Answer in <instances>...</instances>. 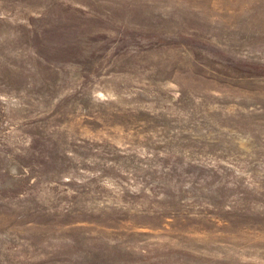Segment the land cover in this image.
Segmentation results:
<instances>
[{
	"label": "rangeland",
	"instance_id": "374dc122",
	"mask_svg": "<svg viewBox=\"0 0 264 264\" xmlns=\"http://www.w3.org/2000/svg\"><path fill=\"white\" fill-rule=\"evenodd\" d=\"M0 264H264V0H0Z\"/></svg>",
	"mask_w": 264,
	"mask_h": 264
}]
</instances>
